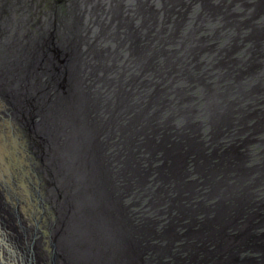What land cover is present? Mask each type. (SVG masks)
<instances>
[{
	"label": "water",
	"instance_id": "95a60500",
	"mask_svg": "<svg viewBox=\"0 0 264 264\" xmlns=\"http://www.w3.org/2000/svg\"><path fill=\"white\" fill-rule=\"evenodd\" d=\"M145 1L141 0V3L145 4ZM254 1H238V5L247 4L241 15L228 11L231 13L228 19L242 24L237 28L236 38L226 44L231 45L232 41L235 46L231 48L234 54L228 58L231 60L228 71L223 68L226 60H222L215 44L227 42L228 37L223 33L229 28L202 22L198 27L200 33L196 31L191 39L184 41L183 38L175 40L174 37L183 33L185 21L196 22V19L191 20V8L181 6L169 10L174 1L168 0L166 5L157 3L158 7L170 11L169 16H158L157 42L166 41L165 37L171 34L168 39L175 44H159L154 55L149 34L147 39L143 37L142 54L140 48L137 53L142 56V66L147 71L139 89H135L132 82L126 89L115 86L118 69L102 76L96 68L97 73L90 76L91 82L86 80L87 76L78 71V68H84L85 58L73 47L75 42L71 35L75 32L65 25V46H60L61 39L55 42L56 36L65 33L59 26L66 17L64 15H59L57 22L44 19V34H38L30 42L21 41L16 35L12 42L17 45L13 46L12 52L0 56V65L4 64L0 69V264H37L35 252L45 253L49 264H64L61 259L56 262L54 249L67 242L69 236H64L69 230L64 227L63 234L55 231L52 219L57 214L67 215L72 210L73 215L78 211L76 196L83 186L93 189L85 197L90 203L107 206L108 225L104 229L112 241V250L121 240L113 260L117 261V253L123 250L126 256L120 262L124 264H264V234L255 235V229L238 234L228 230V225H234L237 220L249 222L248 216L252 212L248 213V210L252 207L264 210V166L259 161L260 152L264 153V139L247 130L249 124L254 123L250 127L252 130L258 124L255 119L249 122L253 117L261 119L264 129V21H256L257 16L242 23L245 15L250 13L248 4ZM191 4L192 11L200 10L199 2ZM223 10L220 6L219 10L212 11L213 19L218 20L222 14L225 17L227 13ZM176 11L178 14L184 12L183 17L177 19ZM112 12L116 15L115 8ZM144 12L145 16H152L151 11ZM206 28L213 32L203 40L201 32ZM110 31L109 37L120 30L111 28ZM257 33L263 36L259 40H256ZM199 34L201 41L195 40ZM116 60L118 62L114 64L121 66L124 63ZM251 63L254 68L248 74L245 69ZM156 89L159 91L155 92ZM231 89L251 93L257 89L263 99H242ZM222 91L220 99L216 98L217 102L223 101L219 112L224 126L219 130L209 125L204 102L208 92L216 96ZM179 95L191 98L193 111H190L189 121L193 123L197 137L193 142L188 140ZM137 96L141 98L140 103L142 97L145 102L139 122L140 135L134 140L139 148L140 161H135L138 176L132 178L123 163L121 145H115L120 150L112 151V160L106 159L104 153L110 134L118 136L126 126L125 120L121 124V116L131 122L130 117L136 111L131 102L134 103ZM164 96L170 100H165ZM94 97L101 98L97 107ZM120 100L126 105L124 111L119 107ZM98 109L103 113L97 114ZM211 136L221 143L220 147L228 155V142H232L235 159L232 164L238 170L235 176L226 173L230 160L222 165L226 166L223 174L213 173L216 171L212 165L222 166L213 159L214 152L218 154L219 150L216 146L213 149ZM240 136L249 140L244 152L233 146L238 144ZM192 149L202 158L195 160ZM247 153L254 155L248 159ZM200 160L208 165L213 178L205 175L197 180ZM159 174L162 177L157 178ZM216 182H220L224 191L213 185ZM172 185L198 190V203H193L190 197L178 200ZM161 188L164 190L160 191ZM208 189L213 193L209 194ZM176 203L182 211L189 212L187 219L173 216ZM258 203H261L259 207ZM216 205L228 207L222 211L226 215L221 226L196 230L194 214L210 215ZM99 212L95 210L94 215ZM258 212L253 213L252 219L264 216ZM73 228L71 223L70 231ZM165 235L170 236L171 241L165 240ZM219 238L228 240L229 245L222 248L217 241ZM182 252H186L185 259ZM154 253L157 258L153 257ZM82 254L85 260L90 251L88 254L85 248ZM80 264L87 262L81 260Z\"/></svg>",
	"mask_w": 264,
	"mask_h": 264
},
{
	"label": "bare ground",
	"instance_id": "6f19581e",
	"mask_svg": "<svg viewBox=\"0 0 264 264\" xmlns=\"http://www.w3.org/2000/svg\"><path fill=\"white\" fill-rule=\"evenodd\" d=\"M29 1L33 3L32 5L37 6L40 0H27L26 3H28ZM34 1L36 2L35 4H34ZM167 1L168 0H146L145 4L143 2L141 3V0H61L60 3L57 2L58 8L61 9V12L59 13V15L61 17L63 15L66 16L62 22H59V26L63 27V25H65L64 23H66L69 29L72 32H75L73 34V38H71L72 41L75 42V45L73 47L75 50H77V52H79L80 54H83L85 58L84 68H78V71L79 72L82 71V73L87 76L86 80L91 82L92 80L91 77H93L92 70L93 68L98 67L99 62H101L102 64H104L103 66L104 74L102 76L110 75V72H111L110 70H113V71H116L117 69L119 70L117 81L115 84V86L118 85L119 89L128 88L129 86L128 83L130 82H132V86L135 89H139L140 87H142L143 81L145 79V72L147 71V69H144V67L142 66V56H140V54H142L141 52H142L143 40H145L143 39V37H146L147 39L148 38L147 35L149 34L150 38L148 40H149L151 50L154 51V55L156 51L159 49L158 47L159 44H162L164 46L169 45V44H175L171 39H168L170 36H172L171 34L165 38L167 39L166 41L161 42L160 40L157 42V38L155 34L156 32L155 27L158 22L157 19H158L159 14L169 16L170 15L169 10L171 9L177 10L181 6L185 8L190 7L191 12L193 13V16H191V20L196 19V22L194 23L195 26L200 25L205 20L204 15L201 13L200 10L192 11L193 4H191V3H195L194 5H196L199 2L200 9H203L204 11H206L208 15H211V17L208 18L205 22L209 21V22L215 23L217 26L220 24L221 20H225L229 18L232 12L235 13V11H232L233 9L240 8V5H238L239 0H222L221 2L220 0H216V2L214 0H210V1L204 0L202 3L201 1L192 2V0H183L182 2H178V0H171V1H174V3H171L173 5L168 8L169 9L168 12L165 7L162 9V7L157 6V3L159 2H161V5L162 4L166 5L168 4ZM22 2L23 0H0V56L4 55L5 53L7 54L11 53L13 46L16 44L15 42H12L14 38L16 37V34L13 32V29H20L19 26L21 27V25H18L20 24L19 23L20 20L17 18L15 21L14 16L16 12L19 13L18 10ZM261 2L264 3V1H261ZM228 4L229 5L232 4L233 5L232 8H229ZM32 5L30 6L33 7ZM148 5H150V7H147ZM242 5L246 6V4H242ZM220 6L222 8L224 7V10L226 9L225 11L223 10V13L225 14L227 13V15L224 17V14H222L220 18L218 17L219 18L218 20H215L213 19L211 12L217 11V8L219 10ZM108 7H111L112 9L115 8L116 12L114 13L116 15H113L112 9H108ZM54 8H56V5ZM143 8H145L146 11H151L150 13L152 16L151 17L148 15L145 16L144 13L146 12H144L145 10ZM51 11L53 12V5L51 6ZM228 11H230L231 13H229ZM181 14L183 17L184 12L180 14L177 13V16H180ZM263 14H264V11L263 13L256 14L254 18H256L257 16L259 17L258 19L256 18L255 20L256 21L258 20V22H260L261 21L260 17L264 16ZM53 16L54 15H52V17ZM58 20L53 18L54 22H57ZM39 23H41V27L43 28L41 20ZM74 25H75V28H74ZM193 26H194L193 24L189 23L188 21H185V24L183 27V33L180 35H177L176 37H174V39L181 40L183 38V41L187 38L191 39L193 33L196 32V30L192 29L194 31L193 33H190L191 32L190 29L193 28ZM230 26H232V24H230L228 27H223V29L229 28ZM239 27H242V24L236 25V30ZM111 28H116L120 31H117L118 34H114L113 36L109 37L108 34L111 33L110 31ZM186 28L187 30H184ZM198 30L200 31V29ZM205 31H206V34H204ZM231 32H234V30L229 29L228 32H224L223 35H228ZM38 34H39L38 30L35 31L34 34L32 33H27L26 35L22 34L24 38L23 39L20 38V39L21 41H25L27 43V42H30L33 39V37H36ZM202 34L204 36L203 38H205L210 33L207 30H204L201 32V35ZM46 35L48 36V32H46ZM89 35H91V37H89ZM56 38L57 37H55V42L58 43L56 41L57 40ZM118 38H122V39L118 40ZM226 40H227V42H225L226 44L230 42L228 39ZM106 43H109L108 49L104 45ZM110 44L112 45L113 48H116L118 50L117 51L114 50L116 51L114 52L111 49L112 47ZM220 44L222 45V51L220 52L222 60H226L223 63V66H224L223 68H226L225 71H228L230 69V68L228 69V66L231 64V60L228 58L234 53L232 50H230L228 51L227 54H225L223 49L226 48L225 47L226 44H222V43ZM61 45L65 46L64 41L60 42V46ZM137 48H140V54L137 53ZM97 50L101 51L102 53L101 57L96 58L95 52ZM172 51H174V49ZM130 52L134 53L135 57L132 54H130ZM177 53L181 55V53H179L178 50H177ZM50 56L51 57L53 56L52 53ZM116 58L118 60H123L124 63H122L121 66L119 64H114L118 62ZM106 59L107 61H105ZM3 65H0V69L2 68ZM72 65L74 66L73 63ZM245 71L248 74L251 73L250 70L247 68L245 69ZM122 83H123V87L119 85ZM80 88L83 89L82 87ZM231 90L235 91V93L239 96V98L246 99L244 92H241L240 90H236V89H231ZM158 91L159 89L155 90V92H158ZM253 93L255 92L253 91ZM216 94H217V97L216 96L209 97L208 94H206L205 96L206 100L204 102V110H206L207 112V118L209 121L208 122L209 125L219 128L220 130V128L224 126V123L220 124L223 121H222V118L220 117L221 111L219 112V105L223 101L217 102L216 98L220 99V94L222 93L217 92ZM176 97L177 96H174L173 98H176ZM254 97L261 99V100L263 99L261 95L259 96L254 95L252 98L254 99ZM94 99H95L94 106L97 107V105L100 103L101 98L94 97ZM140 99L141 98L137 96L134 103L131 102L132 105H135L134 108L136 110L134 113V116L130 117L131 122L129 123L130 119L127 120L125 119L126 117L121 116V124L123 120H125L124 123L126 126L124 127V130H122L118 136H115L114 134H110L107 142L105 143V149L107 150V152L104 153V157L108 160H112L113 152L120 150L116 148L115 145L117 144V145L122 146L123 163L126 164L127 168L130 171L132 178H136L138 176V173L136 170L138 169V167L135 161H140L139 148L134 144V140L136 139V136L140 135V123L139 122L141 121V113H144V111L142 110L143 109L142 106L145 102V99L144 97H142L143 99L142 103H140L139 101ZM164 99L167 101L170 100V99H167L165 96H164ZM178 101L182 103L181 115H182L183 120L185 121L186 131L189 134L188 140L190 142H193L197 138L195 137L196 130L194 128L193 123L192 124L189 123V116L186 115L187 110L193 111V107L190 104L191 98L190 97L186 98L183 96L180 97L179 95ZM185 102L186 103L188 102V103L186 104ZM152 105L154 106V104ZM125 106L126 105H124L120 100L119 107H122L123 109L122 111H124ZM100 113H103V111L98 109L97 114H100ZM257 118L258 117L254 118L255 122H258V124H257L256 129L252 131V134L253 133L257 134L256 136H260V138L264 139V129L262 128L261 119H257ZM160 120L162 121L163 119L161 118ZM110 121L111 120L107 121L106 124L109 123ZM154 126H155V123H154ZM238 127L240 126L238 125ZM147 130L149 131L151 130V128L148 127V125H147ZM221 134H222V130L220 131V136ZM243 140H244V136H240V139L237 141V143H240ZM210 141H211V145H213V149L215 148V146L217 147V150L223 149L220 147L221 143H217L214 136H211ZM231 143L228 142L229 147H231ZM248 144H249V141H246L244 143V146L246 147ZM190 147L193 148V145H190ZM148 149H150V146L148 147ZM237 149L241 151L240 148H237ZM192 153L194 154V156L192 157H195V160L202 158V156H200L199 153L195 151V149H192ZM208 154L210 156V153ZM247 158L250 159V154H249V157ZM228 160H230L228 157L223 158L221 162L219 161L220 165L221 166L225 165L228 162ZM230 162L231 163L228 165L227 169H226V166L217 168L214 165H212V168L214 169V171H216L213 173L220 175V174H223V172L226 169V173L230 174L234 168L232 164L233 162L231 160ZM148 166H149V161H148ZM209 173H210V168L208 167V165L205 164L204 160H200V167L196 174L197 180L202 178L205 175L209 176L210 175ZM158 177H162L161 174H159L157 178ZM210 177L213 178L211 175ZM152 178H154V175ZM159 182L161 183L162 181L159 179ZM184 186L185 185H181L178 187H175V185L171 186V188L173 187L178 193L176 195V198L179 196L177 198L179 200L181 198L188 199L190 197L192 198V200L194 199L195 203H198L199 201L198 197L200 196L198 194L200 192L190 187H187L188 190H186ZM218 186H219V190L224 191V187L220 186V182H218ZM162 190L164 189L161 188L160 191ZM91 191H93V189L88 188L86 186H83L78 191L77 196H76V199L78 202V211L73 213V215H71L70 213L72 211L71 210L69 211L67 215L57 214L55 218L52 219L53 220L52 228L55 231H58L59 233L63 234L64 227H68V230H69L68 234L64 236V237L69 236L67 242L62 244L59 248L56 247L54 249L55 255L57 257V258L54 257V259L57 260L56 261L57 263L61 259V262H63L64 264H80L81 260L86 261L87 264H124L123 262H120V260L126 256V252L123 251L122 249H121L122 250L121 252L117 253V261L113 260V254L115 251L118 250L117 247H120L121 240L120 239L118 240V243H116L117 247H115L112 250V247H111L112 241L109 240L107 236L108 233L104 229V227L108 225V220L105 217V211H106L107 206L105 203H100L97 205L90 203L88 198H85V197L87 196V194H89L88 192H91ZM207 192L209 194L213 193L209 191V189L207 190ZM214 195H216V193H214ZM175 205L177 206V209L175 211V215L173 216L182 218L183 213L179 212V210H181V207L177 203ZM243 205H245L244 202L240 204L239 212H241V206ZM217 206L219 207V209ZM217 206L215 207L214 211L212 210V213L210 215L202 216L197 213L194 214V218H193L194 228L197 230H201V227H205V228L214 227L216 229L219 228L222 224L223 217L226 215V213H222V211L228 210V207H222L221 205H217ZM95 210H97V212L98 210H100L99 215L98 213L94 215ZM215 210H217V214H215ZM101 212L102 214L100 215ZM242 216H243V212H241L240 218H242ZM89 218H93V219L89 220ZM241 222H244V220L242 221L237 220V222L234 225H231V226L228 225V230H230L231 232H236V234H238L239 232L237 230L238 229L237 224H241ZM71 223L74 224V228L72 231H70ZM167 224L168 222L165 223V225ZM263 225H264V222L260 224V226H263ZM258 227L256 225H253L250 228H247L244 232L246 233L253 229H255L256 231L257 230L256 228ZM64 237H61V239H63ZM219 239H222V238H219ZM165 240L171 241L170 236L165 235ZM232 246H233V243H232ZM85 248L88 249V254L90 251V254L88 256L89 258H86L84 260L82 258V255H83L82 251ZM178 250H179V246H178ZM152 255L153 257L156 258L155 253ZM182 255L185 256L186 252H182ZM45 256L46 255L43 252L41 253L35 252V260L37 264H49L47 263Z\"/></svg>",
	"mask_w": 264,
	"mask_h": 264
},
{
	"label": "rangeland",
	"instance_id": "374dc122",
	"mask_svg": "<svg viewBox=\"0 0 264 264\" xmlns=\"http://www.w3.org/2000/svg\"><path fill=\"white\" fill-rule=\"evenodd\" d=\"M41 2V4H42V8H45V9H47V11L48 12H50V14H51V16L52 15H54L53 16V18H55V19H59V13L61 12V9H59L58 8V3L56 2L57 0H40ZM47 1H49L50 2V4H51V6L53 5V12L51 11V8H50V6H48L49 4H47L48 2ZM202 1V0H201ZM204 1V0H203ZM36 2L34 1V4H35ZM33 4V3H32ZM55 5H56V8H54L55 7ZM229 5V4H228ZM248 5H250V4H248ZM242 8H240L239 10H238V12L240 11L241 12V14L242 13H244L245 12V10H244V8H246V6H247V4H246V6H243V5H240ZM254 6V7H253ZM261 7V0H255L252 4H251V9H250V13H249V15H245V17L243 18V22L242 23H245V22H247V21H249L248 19H250V21H252V20H254V17H255V15L256 14H258V10H260V7ZM33 7H34V5H33ZM33 7H31L30 6V8L32 9ZM228 7H231L230 5L228 6ZM234 11V10H233ZM254 12V13H253ZM34 13H36V11L34 10ZM233 13V12H232ZM235 13H236V11H235ZM18 13L16 12L15 13V16L17 15ZM240 14V15H241ZM252 14H253V16H252ZM35 17H38V14H35ZM179 17H182V14L180 15V16H177V19L179 18ZM262 18H261V21L263 22L264 21V16H261ZM177 19H175L174 20V23H175V21L177 20ZM230 20V21H229ZM246 20V21H245ZM72 21V20H71ZM230 24H232V26H230L229 27V29H231V30H234V32H231L230 33V35L232 36V38H231V36L229 37L228 35H227V37H228V40L230 41L231 39H234V38H236V36H237V30H236V25H241V24H237V23H233V21L231 20V19H225V20H221L220 21V24L219 25H221L222 27H228ZM66 25V24H65ZM65 25H63V28H64V32L65 33H62V34H59L58 36H56L57 38V42H58V40L59 39H61V41L63 42L64 41V39H65V37H66V26ZM194 26H193V28H191L190 29V33H193V31L194 30H198V25H196L195 26V24H193ZM173 28H174V26H172ZM74 28H75V25H74ZM214 28V27H213ZM215 28H216V26H215ZM192 29H194V30H192ZM228 29V30H229ZM168 29L166 28V31H167ZM198 32V31H197ZM213 32V31H212ZM168 35H170V34H168ZM208 35H210V34H208ZM207 35V36H208ZM125 36H127V35H125ZM198 36V37H197ZM196 37L197 38H195V40L196 39H199V40H197V41H201V39H200V34L199 35H197ZM202 36H203V34H202ZM206 36V37H207ZM62 37H63V39H62ZM129 37V36H128ZM204 37V36H203ZM205 37V38H206ZM257 37L258 38H256V40H259V38L260 37H263V36H261V35H259L258 36V33H257ZM71 38H73V35H71ZM166 38V37H165ZM205 38H204V40H205ZM129 39V38H128ZM161 42H162V40H161ZM261 42V41H260ZM200 43V42H199ZM230 43V42H229ZM226 44V43H225ZM105 46H106V48L108 49V47H109V43H106V44H104ZM111 45V44H110ZM215 46H217V44H215ZM235 47L234 46V43L232 44V42H231V45H226L225 47L226 48H224L223 50H224V53L225 54H227L228 53V51H230L231 50V48H233V47ZM61 47H64L63 45H61ZM111 47H112V45H111ZM113 51L114 50H118V49H116V48H111ZM116 51H114V52H116ZM50 54V53H49ZM102 53H101V51H99V50H97L96 52H95V55H96V58L97 57H101L102 55H101ZM130 54H132L134 57H135V54L134 53H132V52H130ZM51 57V56H50ZM96 66H98V65H96ZM103 66H104V64H102L101 62H99V66L98 67H96V68H98V72L99 73H101L102 72V74H100V75H103L104 74V68H103ZM96 68H93V70H92V74H94V73H97V71H96ZM253 68H254V66H252V63H251V65H249L248 66V69L250 70V72H252V70H253ZM121 87H123V83L122 84H119ZM212 91V90H211ZM254 92L255 93H251V92H244L245 93V96H246V98H252L254 95H257V96H259L260 94H258L259 93V90H257V89H255L254 90ZM221 93H223V91L221 92ZM208 94V96L209 97H212V96H214V95H212L210 92H208L207 93ZM222 96V94H220V97ZM183 97H186V98H188L189 96H183ZM216 97H217V94H216ZM212 102V101H211ZM187 115L189 116V119H190V110H187ZM254 118L255 117H253V118H251L250 120H249V122H251L252 120H254ZM190 122V121H189ZM191 123V122H190ZM223 122H221L220 124H222ZM252 126H254V124H249V127L247 128V130L248 131H250L251 132V134H252V131L253 130H255L256 129V127L252 130L250 127H252ZM195 137H196V134H195ZM247 137H248V135H247ZM246 141H249L248 140V138H245L244 137V140L242 141V142H240V143H238L237 145H236V143L235 144H233V146H235L236 148V150H237V148H240L241 149V152L243 151L244 152V150H245V146H244V143L246 142ZM232 147V146H231ZM231 147H229L228 149H227V151H228V153H229V155L228 154H226L225 153V151L226 150H224V149H221V150H219L218 151V154H216L215 152H214V155H213V159L216 161V162H221V160H223V158H230V159H232L233 161L235 160L234 159V155L232 154V152H233V150L231 149ZM212 153V152H211ZM250 154V157L252 158V156L254 155V153H249ZM249 154L247 153V155H246V157H249ZM213 159H211V162H214L213 161ZM259 161H262L261 163H262V165L261 166H264V153H261L260 152V157H259ZM236 162H238V161H236ZM234 171H235V173H237V171L238 170H235L234 169ZM184 188L186 189V190H188V188H186L185 186H184ZM261 205V203H258V207ZM218 207V206H217ZM219 208V207H218ZM260 209H262V208H260L259 207V209L257 208V207H254V209L251 211L252 212V214H251V216H248L251 220L249 221V222H247L246 220H244V222H241V224H237V227H238V232L239 233H241V232H244L247 228H250L253 224L254 225H256L257 227L258 226H260V224L261 223H263L264 222V217H260V218H257V219H252V217H253V213H255V212H258ZM179 212L181 213H183V216H188L189 215V212L188 211H182V210H179ZM250 213V212H249ZM261 227V226H260ZM197 230V229H196ZM231 233H235L236 234V232H231ZM262 234H264V228H257V230L255 231V235H259V236H261ZM228 244H229V242H228V240H224V239H222L221 241H220V245L221 246H225V247H227L228 246ZM156 258H157V254H156Z\"/></svg>",
	"mask_w": 264,
	"mask_h": 264
},
{
	"label": "flooded vegetation",
	"instance_id": "af4514ba",
	"mask_svg": "<svg viewBox=\"0 0 264 264\" xmlns=\"http://www.w3.org/2000/svg\"><path fill=\"white\" fill-rule=\"evenodd\" d=\"M26 1L27 0H23V2L21 3V6H20V8H19V13L16 15V16H14V19H15V21H16V19L18 18L19 20H20V24H18V25H21V27L19 26V28L20 29H13V32H15L16 33V35L18 36V37H20L21 39H23L24 38V36L22 35V34H27V33H32V34H34V32L35 31H37L38 30V33H39V35H41V34H44V32H45V30L46 29H44L45 28V26H46V24L43 22L44 21V19H51V20H53V17L51 16V14L47 11V9H45V8H42V4L40 3V1H39V3L37 4V6H34L32 9L30 8V5H32V3H31V1H29L28 3H26ZM215 2H216V0H214ZM222 0H220V2H221ZM56 2H58V3H60L61 2V0H57ZM231 5V7H229V8H232V4H230ZM33 6V5H32ZM264 7V3L263 2H261V7H260V10H258V13H263V10H262V8ZM37 8V9H36ZM36 9V13H34V10ZM240 8H236V9H233V10H235L236 11V13L238 12V10H239ZM226 10V9H225ZM224 10V11H225ZM42 11V12H41ZM200 11H201V13L204 15V18H205V20H204V22L208 19V18H210L211 17V15H208L207 13H206V11H204L203 9H200ZM209 13V12H208ZM34 14H38V17H35L34 16ZM42 14V15H41ZM47 14V15H46ZM238 14L240 15L241 14V12H238ZM264 15V14H263ZM18 16V17H17ZM41 20V22H42V26H43V28L41 27V23H39L40 22V20ZM27 20V21H26ZM26 21V22H25ZM199 26V25H198ZM213 28V27H212ZM215 29V28H214ZM184 30H187V28L186 29H184ZM205 30H207L208 31V29L206 28ZM212 31H210L209 33H211ZM25 40V39H24ZM217 46L219 47V49H220V52L222 51V45L219 43V44H217ZM180 53V52H179ZM187 114V113H186ZM188 116V115H187ZM190 123V122H189ZM230 159V158H229ZM250 159H251V157H250ZM232 162H233V160L232 159H230ZM234 162H235V160H234ZM234 166V165H233ZM232 176H235L236 175V173H235V171H234V168H233V170L231 171V173H230ZM217 189H219V186H218V182H216V183H214L213 184ZM209 191H211L210 189H209ZM262 193H264V192H262ZM193 203H195V201H194V199H193ZM211 206V205H210ZM217 206V205H216ZM216 206H213L212 207V210L214 211V209H215V207ZM219 209V208H218ZM254 209V207H252V209H250V210H248V213L249 212H251L252 210ZM259 214H262V215H264V210H262V209H260L259 210V212H258ZM215 214H217V210H215ZM264 217V216H263ZM184 218H188V216H183L181 219H184ZM245 220V219H244ZM193 240H195V239H193ZM222 239H217V241H218V243H220V241H221ZM224 247V245L222 246V248ZM181 256H182V258L183 259H185L186 258V255L185 256H183L182 254H181ZM174 260V259H173Z\"/></svg>",
	"mask_w": 264,
	"mask_h": 264
},
{
	"label": "trees",
	"instance_id": "16d2710c",
	"mask_svg": "<svg viewBox=\"0 0 264 264\" xmlns=\"http://www.w3.org/2000/svg\"><path fill=\"white\" fill-rule=\"evenodd\" d=\"M48 3L47 4H49L48 6H50V8H51V4H50V2L49 1H47Z\"/></svg>",
	"mask_w": 264,
	"mask_h": 264
}]
</instances>
